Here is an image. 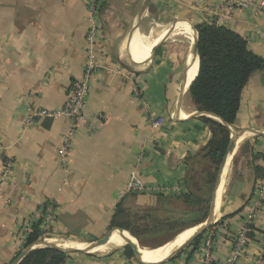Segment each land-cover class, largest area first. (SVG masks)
I'll return each instance as SVG.
<instances>
[{
	"label": "crops",
	"instance_id": "crops-1",
	"mask_svg": "<svg viewBox=\"0 0 264 264\" xmlns=\"http://www.w3.org/2000/svg\"><path fill=\"white\" fill-rule=\"evenodd\" d=\"M145 2L99 0V67L90 82L84 118L64 154L68 119L36 116L28 126L25 120L29 112L59 111L69 85L81 78L90 0H0V264L16 259L18 229L45 204L57 212L55 230L102 237L132 174L146 189L131 193L136 206H154L159 195L187 192L188 162L212 139L205 119L222 124L200 112L188 92L198 70L189 81L196 25L224 27L264 59V10L227 12L218 2L202 5L199 0ZM137 33L152 37L145 56L133 49ZM176 107L180 117H174ZM158 119L163 122L154 127ZM228 128L244 137L226 162L236 160L231 172L235 191L211 228L216 262L229 254L257 200L255 184L263 180L255 168L264 175V137L247 132L264 133V69L254 72L242 90L236 119ZM245 165L240 178L237 173ZM257 210L254 234L237 264H254L263 253L264 200ZM199 248L166 264H200ZM62 264L135 263L122 256L66 258Z\"/></svg>",
	"mask_w": 264,
	"mask_h": 264
},
{
	"label": "trees",
	"instance_id": "trees-1",
	"mask_svg": "<svg viewBox=\"0 0 264 264\" xmlns=\"http://www.w3.org/2000/svg\"><path fill=\"white\" fill-rule=\"evenodd\" d=\"M194 30L197 33L198 70L188 92L200 112L215 116L222 124L205 119L212 132V139L202 153L188 162L185 194L175 197L159 195L154 206L146 207L136 206L130 199L133 194H126L116 207L110 228L130 231L135 225L151 223H160L167 229L182 226L180 218L185 212L190 213L188 208L195 197L189 184L192 167L203 162L214 167L216 172L219 170L230 141L228 126H231L236 119L242 90L254 72L264 69V59L250 52L245 39L241 36L214 23L196 25ZM255 171L258 175L256 168ZM47 205L45 204L41 211ZM44 235L41 220H38L32 224L26 234L24 249L32 246ZM202 235L203 233L192 240L191 251L198 248ZM124 257L134 258L129 247L124 251ZM65 259V253L55 249L38 248L31 250L19 264H62Z\"/></svg>",
	"mask_w": 264,
	"mask_h": 264
},
{
	"label": "rangeland",
	"instance_id": "rangeland-1",
	"mask_svg": "<svg viewBox=\"0 0 264 264\" xmlns=\"http://www.w3.org/2000/svg\"><path fill=\"white\" fill-rule=\"evenodd\" d=\"M137 34H139V33H137ZM137 34H136V36H137ZM136 36L134 39H136ZM133 47L134 48L137 47V46H135V40L133 43ZM139 48H141V47H139ZM145 51H147V50H145ZM235 162H236V160H235V158H233L232 160H230L229 165H228L226 179H225V193L223 195L221 205H223V203H225L226 199L235 191L234 185H232V182H231V179H232L231 172L233 170L232 165ZM9 166H10V163L7 165V168H9ZM218 171L219 170H217V172H216L214 167H210L207 163H203V162H201L199 164H195L192 167V170L189 174V178H190L189 184L192 188V192L194 193L195 197L193 198V201H192L190 208H188V212L190 211V213L185 212L183 217L180 218V219H182V221H181L182 226L176 227L174 229L173 228L167 229L166 227L160 225V223H151L148 225L138 224V225H135V227H133L130 231H126V232L130 236H132V238L135 240V242L139 246H143V247H147V248H156L158 246L163 245L167 241H169V239L171 240L175 236V234L177 235L183 231L193 229L195 226L202 224V222H204L209 215L212 193L214 190ZM245 171H246V165L240 168V170L237 173L238 176H240V178L243 177V175L246 174ZM257 174L260 177L263 176V179H264V175L259 174V172ZM257 185H258V183L255 184V188H254L253 193L256 192V186ZM196 200H198V201H196ZM48 207H52V205L51 206L47 205L43 211H41V209H40V211H38L36 214H34V216L31 217L30 220L26 224H22L21 228L18 229L15 237L21 244V246L19 248L20 249L19 254L24 250L25 238H26V234H27L28 230L30 229L32 224L38 220H41V229L43 230V233H45V235L43 236L42 239H39L38 241H36L33 244V246L38 247V248H42V246L38 245L37 243L43 242V241L45 243L50 242L49 244H51V245L68 244V245H72V246H81V245L92 244V243H96L98 240L102 239L105 236V234L111 230L110 228H108L105 231L106 233L102 237H94V236H90V235L80 236V235H77L76 233L74 234L70 231L64 232V231H60L58 229L55 230L56 221H57V219H56L57 212H54V210L47 212ZM220 208H221V206H220ZM220 212L221 211L219 209V212L214 217L213 224L203 232V235L201 236L198 247L201 248L204 240L207 239L208 237H211V239L214 240V235L212 233L211 228L215 225V220L217 217H219ZM47 216L49 218H47ZM253 231H254V228H253ZM253 234L254 233H251L249 235H253ZM263 237H264V232H263ZM49 240H52V241H49ZM190 244L191 243H189L177 255L178 256L177 258L175 256V257H173V259L171 261L174 262L177 259H179L181 254L183 255V254L189 253V251L192 250V245H190ZM127 247L130 248V246H128V245H122L118 248H113V249L106 251V252L95 251V252H91L90 254H77V253H65V254H66L67 259H75V260L80 259L81 261L82 260L83 261L92 260V259L101 260V259H107V258L118 259V258H121L122 256H124V251L126 250ZM261 258L264 259V255H262ZM132 262L135 264H139L135 260V258H132ZM164 264H166V263H164Z\"/></svg>",
	"mask_w": 264,
	"mask_h": 264
},
{
	"label": "built area",
	"instance_id": "built-area-1",
	"mask_svg": "<svg viewBox=\"0 0 264 264\" xmlns=\"http://www.w3.org/2000/svg\"><path fill=\"white\" fill-rule=\"evenodd\" d=\"M99 0H90L88 5V29L85 36L86 45V64L83 69L82 76L79 80L72 82L66 92L65 101L61 109L54 113H47L41 111L39 113L29 112L26 117L25 124L28 126L32 123L36 116L41 117H64L71 122V131L64 137L62 151L65 154L71 146V133L76 129L78 124L84 118V107L89 92L90 82L98 70V52L101 50V44L98 41V30L95 25V16L97 12ZM218 2L223 11H232L236 9H253L256 11L264 10V0H199L202 5ZM134 94L137 89L134 88ZM163 120L158 119L153 122V126L157 127L162 124ZM145 187L141 180L132 174L126 185V194L142 193ZM168 190L166 187L161 191ZM172 190H177L173 188ZM180 195V194H179ZM177 195V196H179ZM255 198L257 199L253 206L249 209L244 218V225L237 235L232 239L231 250L223 262H216L213 257V240L208 237L204 240L201 246V262L200 264H237L239 259L243 256L246 246L249 242V234L254 233L253 222L256 218L260 202L264 200V179L256 186ZM54 210L52 207L47 208V212ZM47 218H49L47 216ZM28 225V224H27ZM260 249L264 255V237L260 242ZM261 255V256H262ZM261 256L254 264H264V259Z\"/></svg>",
	"mask_w": 264,
	"mask_h": 264
},
{
	"label": "bare ground",
	"instance_id": "bare-ground-1",
	"mask_svg": "<svg viewBox=\"0 0 264 264\" xmlns=\"http://www.w3.org/2000/svg\"><path fill=\"white\" fill-rule=\"evenodd\" d=\"M179 31L183 34L188 35V36H192V31H190L188 29L181 28ZM152 44H153L152 37L145 36L142 34H137L136 39H135V46H137V47L136 48L133 47V49L136 53L145 56L148 54ZM138 46L141 48H139ZM147 49H148V52L145 51ZM197 67H198V57L196 56V54L195 55L193 54V57L189 63V71H188V78H187L189 81H191V79L194 77L196 70H197ZM180 115H181V112H180L179 108L176 107L174 110V117H180ZM243 137L244 136L242 134H237L235 136L234 148L237 145H239V143L242 141ZM231 155H232V153L228 154L226 162L228 161V158L231 157ZM227 169H228V164L226 165V163H225V165L223 167V171H222L220 184H219V187H218V190L216 193V203H215V209H214L215 215L219 211V208H220L221 202H222V198H223V195L225 193V179H226ZM193 231H194V228L183 231L177 235L175 234V236L171 240L169 239V241H167L163 245L158 246L156 248H147V247L139 246L135 242V240L128 235V233H121V232H117V231H114L112 233V235L110 236L109 240L107 241V243L103 246H100V247H98V242L92 243V244H87V245H81V246H72V245H68V244L59 245V246L63 247V248H78V249H84V250H93V252H95V251L106 252V251H109L113 248H118L122 245H128V244H130V240H131L132 241L131 244L138 251L139 257H140L142 262H144V263H159V262H162V261H165L166 259H168L176 250H178L180 247L185 245L189 241ZM49 241H52V240H49Z\"/></svg>",
	"mask_w": 264,
	"mask_h": 264
},
{
	"label": "water",
	"instance_id": "water-1",
	"mask_svg": "<svg viewBox=\"0 0 264 264\" xmlns=\"http://www.w3.org/2000/svg\"><path fill=\"white\" fill-rule=\"evenodd\" d=\"M148 2H149V0H146L145 6L148 5ZM194 37H195V44H194V47L192 49L193 54L196 53V43H197V33L196 32L194 33ZM208 115L213 116L211 114H208ZM213 117H215V116H213ZM229 131H230V141H229L228 147L226 149V152L224 154L223 161H222V163H221V165L219 167V171H218V174H217V179H216L215 186H214V190H213V193H212L211 204H210V211H209V215H208L207 219L202 224L194 227V231H193V233H192L189 241L185 245H183L178 250H176L168 259H166L165 261L159 262V263H144V262H142L141 259H140V257H139L138 251L131 244L132 241L130 240V244H128V246H130V248H131V250L133 252V256H134L135 260L139 264H164V263H167V262L171 261L173 259V257H175L176 255H178L189 243L192 242V240L197 235L203 233L207 228H209L213 224L214 217H215L214 209H215V203H216V193H217V190H218V187H219V184H220L223 167H224V165L226 163V159L228 157V154L234 148V145H235V136L237 134L232 129H230ZM247 133L252 134V135H256V136L264 137V133H257V132H254V131H248ZM114 231L121 232V233H127L126 231H123V230H120V229H116V228H112L102 239H100V240L97 241L98 242V247L105 245ZM130 237H132V236H130ZM37 244L38 245H41L42 248L55 249V250H57L59 252H62V253L90 254L91 252H93V250H84V249H78V248H63V247H60L59 245H51V244L45 243L44 241L43 242H38ZM37 248L38 247H35V246L32 245V246L24 249L16 257V259L12 262V264H19V262L31 250H34V249H37Z\"/></svg>",
	"mask_w": 264,
	"mask_h": 264
}]
</instances>
